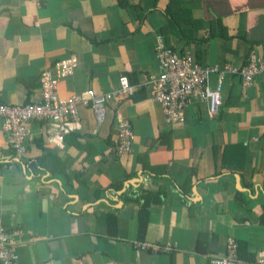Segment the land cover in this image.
I'll return each mask as SVG.
<instances>
[{"label":"crops","instance_id":"obj_1","mask_svg":"<svg viewBox=\"0 0 264 264\" xmlns=\"http://www.w3.org/2000/svg\"><path fill=\"white\" fill-rule=\"evenodd\" d=\"M158 40L225 74L214 118L192 99L180 123L165 122L152 85ZM251 54L264 59V0H0V106L40 103L41 75L72 59L61 99L107 96L122 79L134 88L105 104L102 122L80 107L62 139L29 123L21 155L0 119V229L18 264H211L229 239L258 264L264 73L243 89L229 72ZM121 122L132 142L118 155Z\"/></svg>","mask_w":264,"mask_h":264},{"label":"built area","instance_id":"obj_2","mask_svg":"<svg viewBox=\"0 0 264 264\" xmlns=\"http://www.w3.org/2000/svg\"><path fill=\"white\" fill-rule=\"evenodd\" d=\"M38 6L42 0H29ZM158 63V77L153 80L154 101L158 103L164 113L165 122L170 125L178 124L183 120V111L188 107L192 99L205 102L208 108V116L212 119L222 106L221 92L224 73L216 67L213 70L201 69L193 62L190 56H177L167 48L162 40H158L156 48ZM79 63L72 59L61 62L55 66V72L46 70L41 75V97L37 104L23 107L0 106V119L3 121V129L11 139V144L18 153L26 151V145L30 141V130L28 124L38 122L47 126L50 140L64 137L61 131L70 132L78 126L79 108H90L102 122L104 119L105 104L120 95H132L134 88L127 80L119 81L120 91L93 99L91 92L83 97L61 99L58 97L60 83L74 75ZM233 75L241 78L242 88H249L257 76L264 73V59L251 54L246 65L237 70L230 69ZM210 74H216L217 85L210 88L208 85ZM93 100V103L87 99ZM132 135L129 125L119 123L117 147L118 155L130 151ZM12 234L0 229V264H18V259L12 248ZM156 251V249H154ZM211 264H244L238 257L237 243L229 239L226 243V254L222 258H214ZM258 264H264V251Z\"/></svg>","mask_w":264,"mask_h":264}]
</instances>
